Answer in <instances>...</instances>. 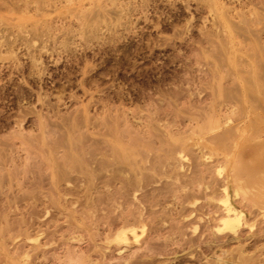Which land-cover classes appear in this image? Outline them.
<instances>
[{"label": "rangeland", "instance_id": "1", "mask_svg": "<svg viewBox=\"0 0 264 264\" xmlns=\"http://www.w3.org/2000/svg\"><path fill=\"white\" fill-rule=\"evenodd\" d=\"M0 264H264V0H0Z\"/></svg>", "mask_w": 264, "mask_h": 264}]
</instances>
